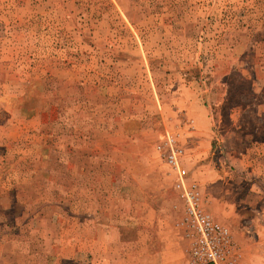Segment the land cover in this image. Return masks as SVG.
<instances>
[{
  "label": "rangeland",
  "instance_id": "obj_1",
  "mask_svg": "<svg viewBox=\"0 0 264 264\" xmlns=\"http://www.w3.org/2000/svg\"><path fill=\"white\" fill-rule=\"evenodd\" d=\"M136 117L146 137L183 133L188 120L207 128L192 138L213 141L202 170L226 174L235 192L250 187L260 207L257 223L236 233V264H264V0H0V264L177 263L117 238L110 219L130 214L139 180L115 210L103 200L104 173L90 174L82 157L73 165L65 155L78 173L70 178L26 162L41 153L40 131L91 132L74 142L100 152L103 128L133 129ZM147 177L140 185L151 189ZM160 212L169 223L166 204Z\"/></svg>",
  "mask_w": 264,
  "mask_h": 264
},
{
  "label": "crops",
  "instance_id": "obj_2",
  "mask_svg": "<svg viewBox=\"0 0 264 264\" xmlns=\"http://www.w3.org/2000/svg\"><path fill=\"white\" fill-rule=\"evenodd\" d=\"M137 118L133 129L126 127V123L118 126L112 125L109 129L103 128L102 133H105L107 147L100 152L99 150L102 148L85 147V149H81L78 146V142H74L75 140H82L84 142L90 140L91 135L87 138L86 135H82V132H91L79 129V134H76L77 130L74 127L67 131L66 129L64 130V127H61V130L57 127L55 129L40 131L42 137L40 135V138L36 136V140L38 138L41 139L39 141L41 144L35 143V147L42 146L41 153L33 155L30 159L27 158L26 162L28 160L31 163L37 162V165H43L38 170L47 172L50 170L51 163H54L58 165V168L62 166L59 170H65L61 174L62 178H64L65 174L67 178H70V174L74 177L77 176L78 173L75 171V166L73 167V165L78 164L80 157H82L89 164L86 170L90 174L93 171H102L104 173L107 193L103 195V200L105 197H111L115 210H119L118 204L121 201H133V180H139L136 183L137 185H135L137 186V191H139L136 193L135 203L128 204L130 209L127 211L130 214H127L126 217H118L116 215L110 220L112 223L114 222L118 240L121 239L124 242L128 239V241L140 244L142 252L145 254H160L161 256L165 254V259L170 263L177 262L175 264H180V247L184 243L180 225L184 214L183 195L190 183L196 184L201 198L204 199L205 196H208L209 205H206L205 208L208 211L211 210L216 215L217 218H214L213 214L209 211L218 222L222 223L219 220H224L228 223V226L224 223L222 224L231 229L230 232H232L234 241L238 240L236 237L237 232H243V229L244 231L250 230L251 226L257 223V211H259L260 207L257 205L256 199L250 201V198L253 196L250 187H245L239 192H235L233 188L235 186H231L233 184L231 183L232 180H229L226 174L219 173L215 175L214 172L208 174L205 170H202L204 164L210 169V164L201 161L209 157L213 141L204 139L206 143H203L202 140H192V138H197V133L200 131L201 134L206 135L207 128L205 126H201L202 129L200 130L193 123L190 125L189 120V123L183 126L181 130L183 133H178V146L180 149L178 165L176 169H173L157 148L161 144L166 131H153L154 134L152 136L146 137L145 135H148L147 131L149 129L146 124L140 123ZM149 127L151 129L150 125ZM114 133L117 135H114ZM56 134H60V136L69 134L72 140L68 138L67 144L55 145L51 137ZM46 135L47 139L49 138L48 141ZM128 145L131 146L128 147ZM131 147L133 148L130 149ZM65 155L69 156V160L72 161L73 165L65 159ZM223 157L225 158L226 156L223 155ZM129 158L134 161L130 162ZM243 158L239 161H242ZM136 162H138V165L142 169L138 166V171H131L132 164L134 165ZM160 169H163V171ZM158 175L163 178L161 181ZM217 175L219 176L218 181H216ZM147 176H150L149 178L153 179L155 183L151 189L145 185H140L142 184L141 180H145V178H148ZM127 183H129L131 189L125 191L127 188L125 184ZM75 201L67 203L70 205L69 209L72 204H75ZM164 204L168 206L171 213L169 223L163 221L161 217L160 211L163 209ZM217 204L219 205L218 208L221 207V210L218 212L215 210ZM143 210L152 211L154 213L153 220L149 219L147 221L144 218L142 219L140 213ZM230 212L232 214L238 212L239 214L235 219L234 217L230 219L228 217ZM135 213L138 215L135 216ZM167 215H169V212ZM239 225L242 227L240 230H236ZM96 228L99 227L97 226ZM100 236L102 237L98 233L95 234L97 238H100ZM236 241L235 243L237 244L239 240ZM240 250L241 248L239 249L241 256Z\"/></svg>",
  "mask_w": 264,
  "mask_h": 264
},
{
  "label": "built area",
  "instance_id": "obj_3",
  "mask_svg": "<svg viewBox=\"0 0 264 264\" xmlns=\"http://www.w3.org/2000/svg\"><path fill=\"white\" fill-rule=\"evenodd\" d=\"M178 136L166 131L157 147L173 169L178 165L180 153ZM183 198L180 225L188 242V264H236L240 253L229 228L215 220L205 208L195 183L189 184Z\"/></svg>",
  "mask_w": 264,
  "mask_h": 264
}]
</instances>
